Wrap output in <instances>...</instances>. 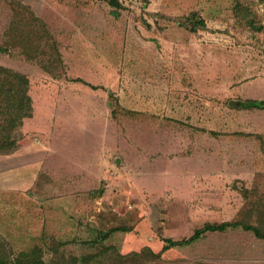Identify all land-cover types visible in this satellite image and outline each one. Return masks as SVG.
<instances>
[{
  "label": "rangeland",
  "instance_id": "obj_1",
  "mask_svg": "<svg viewBox=\"0 0 264 264\" xmlns=\"http://www.w3.org/2000/svg\"><path fill=\"white\" fill-rule=\"evenodd\" d=\"M246 100L264 0H0V261L264 264L240 226L162 250L206 225L264 236Z\"/></svg>",
  "mask_w": 264,
  "mask_h": 264
},
{
  "label": "trees",
  "instance_id": "obj_2",
  "mask_svg": "<svg viewBox=\"0 0 264 264\" xmlns=\"http://www.w3.org/2000/svg\"><path fill=\"white\" fill-rule=\"evenodd\" d=\"M192 33L194 30L191 31ZM232 105L234 107L244 109V110H260L264 111V100L262 101H256V100H246V101H238V102H233ZM238 226L242 227L245 231H252L254 234L258 236V238H263L264 236L261 234V232L257 228H253L251 226H241L238 222L235 223H221L219 225H206L203 228L196 230L194 234L186 239V240H181V241H171L170 239H164L165 246L163 247L162 250H167L173 247H182L185 245H190L196 242L198 239L203 237V235L208 234V233H220L223 232L227 229H234L237 228ZM144 254L148 256H158L157 254H152V252H144ZM0 264H4L3 262L0 261Z\"/></svg>",
  "mask_w": 264,
  "mask_h": 264
},
{
  "label": "crops",
  "instance_id": "obj_3",
  "mask_svg": "<svg viewBox=\"0 0 264 264\" xmlns=\"http://www.w3.org/2000/svg\"><path fill=\"white\" fill-rule=\"evenodd\" d=\"M204 25H205V23H204ZM205 27H206V26H205ZM12 179L14 180V177H13ZM28 183H29V182H28ZM28 183H27V184H28ZM25 184H26V183H25ZM17 190H18L17 188H13V187H12V196H13V198L16 197V191H17ZM19 190H20V189H19ZM24 198H25V197H24ZM23 205H24V204H23ZM43 210H45V209H43ZM43 210H41V211L43 212Z\"/></svg>",
  "mask_w": 264,
  "mask_h": 264
}]
</instances>
